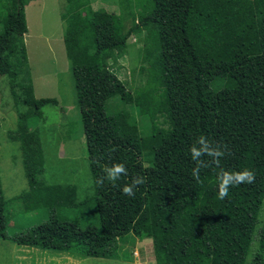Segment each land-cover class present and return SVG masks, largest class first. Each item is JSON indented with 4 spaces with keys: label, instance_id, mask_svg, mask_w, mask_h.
Returning a JSON list of instances; mask_svg holds the SVG:
<instances>
[{
    "label": "trees",
    "instance_id": "1",
    "mask_svg": "<svg viewBox=\"0 0 264 264\" xmlns=\"http://www.w3.org/2000/svg\"><path fill=\"white\" fill-rule=\"evenodd\" d=\"M30 1L0 0V75L9 77L16 105L25 108L10 138L23 149L30 190L16 199L27 211L47 206L51 217L12 240L121 261L131 255L122 257L119 243L131 236L151 241L155 264H247L264 201V0H150L151 7L119 0L118 13L93 10L90 0H68L63 41L95 184L94 196L84 201L74 186L40 179L44 157L31 122L59 102L35 97L24 42ZM135 36L143 43L140 73L146 81L129 93L108 59L122 56ZM114 96L148 117L147 137L125 109L107 112ZM201 136L223 155L201 156L206 166L197 180L192 173L199 161L190 149L201 147ZM115 164L127 174L112 181L106 169ZM245 169L255 174L254 182L230 185L220 199L222 173ZM141 177L134 195L122 192ZM9 202L0 181V239H7ZM90 203L98 224L53 215L54 206Z\"/></svg>",
    "mask_w": 264,
    "mask_h": 264
},
{
    "label": "rangeland",
    "instance_id": "2",
    "mask_svg": "<svg viewBox=\"0 0 264 264\" xmlns=\"http://www.w3.org/2000/svg\"><path fill=\"white\" fill-rule=\"evenodd\" d=\"M143 1L147 7L152 6L150 0ZM90 5L93 10L119 12V0H90ZM66 6L68 0H31L25 7L28 32L24 42L35 97L55 98L59 102V105L43 107V117L34 119L31 127L38 132L43 151L45 169L40 179L47 185L74 186L77 200L84 201L94 196L95 184L90 171L75 80L63 41L66 24L61 15ZM2 31L3 26L0 25V33ZM115 55L111 54L108 59L110 69L124 82L129 93H134L146 81L140 73L143 43L135 36L129 40L122 56L115 58ZM106 105L108 113L125 109L126 117L137 124L141 136L150 134L148 117L141 115L135 106H122L118 96L110 98ZM24 110V106L16 105L9 77L0 75V181L4 197L10 201L5 209L7 239H0V264H155L151 241H140L131 236L120 242L119 248L122 257L131 255L132 258L129 256L121 261L58 254L20 246L12 240L46 223L51 217L47 206L40 205L37 210L27 211L24 203L16 199L30 190L23 149L19 141L10 138L18 129V112ZM53 209V215L67 221L98 224L93 203L78 208L54 206ZM259 216L261 224L250 247L247 264H264V201Z\"/></svg>",
    "mask_w": 264,
    "mask_h": 264
},
{
    "label": "clouds",
    "instance_id": "3",
    "mask_svg": "<svg viewBox=\"0 0 264 264\" xmlns=\"http://www.w3.org/2000/svg\"><path fill=\"white\" fill-rule=\"evenodd\" d=\"M197 143L201 145L200 148H197L193 146L190 151L192 154V158L194 160H198V166L193 170V176L199 180V170L201 167L206 166L203 161H200L199 158L203 155H208L213 157L215 160L216 157L222 156L223 152L219 151L218 148H211L209 141L201 136ZM107 172V178L109 180L115 181L116 179L119 178L121 174H127V170L124 167L123 164H115L111 168L106 169ZM255 179V174L250 171L245 169L242 172H223L221 177H220V184H219V198L224 199L228 195V189L230 185H239L240 183H253ZM103 181L101 180V183ZM144 182L143 178H134L133 182L131 185H126L123 189L122 192L125 195L132 196L134 195V187L136 185H140Z\"/></svg>",
    "mask_w": 264,
    "mask_h": 264
},
{
    "label": "crops",
    "instance_id": "4",
    "mask_svg": "<svg viewBox=\"0 0 264 264\" xmlns=\"http://www.w3.org/2000/svg\"><path fill=\"white\" fill-rule=\"evenodd\" d=\"M59 105V104H58ZM34 249H37V248H34ZM39 250V249H38ZM126 258V257H125ZM131 258H132V256H131ZM141 261L143 262V260L141 259Z\"/></svg>",
    "mask_w": 264,
    "mask_h": 264
}]
</instances>
